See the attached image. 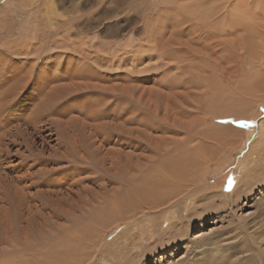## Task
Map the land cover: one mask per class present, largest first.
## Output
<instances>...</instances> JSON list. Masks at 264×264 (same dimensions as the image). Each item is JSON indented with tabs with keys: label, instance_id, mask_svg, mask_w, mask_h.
I'll use <instances>...</instances> for the list:
<instances>
[{
	"label": "rangeland",
	"instance_id": "374dc122",
	"mask_svg": "<svg viewBox=\"0 0 264 264\" xmlns=\"http://www.w3.org/2000/svg\"><path fill=\"white\" fill-rule=\"evenodd\" d=\"M0 264H264V0H0Z\"/></svg>",
	"mask_w": 264,
	"mask_h": 264
},
{
	"label": "bare ground",
	"instance_id": "6f19581e",
	"mask_svg": "<svg viewBox=\"0 0 264 264\" xmlns=\"http://www.w3.org/2000/svg\"><path fill=\"white\" fill-rule=\"evenodd\" d=\"M194 135V134H193ZM216 136H218L217 134H216ZM221 138L223 137V135H221L220 136ZM229 137H230V134H226L225 135V138H228L229 139ZM219 138V137H218ZM181 154V153H180ZM179 157V156H178ZM174 159V158H173ZM176 159V158H175ZM181 159V158H180ZM176 160H178V159H176ZM187 160V159H186ZM183 161H185V160H183ZM182 160H180V161H177L178 163H173L172 165H171V168H169L168 166H167V169H163L161 172H160V174L161 173H163V176H159L158 177V179H156V180H154V182H153V184H151V185H149L148 183H146L148 186L147 187H136L135 186V188L136 189H138V191L139 192H142L144 195H146L147 194V197H151L150 195V190H152L153 188H158L159 189V187H162L164 184H165V182H167L168 180L170 181V182H174V181H176V180H180L181 178H183V179H187V181H184V180H180L181 181V186H182V188L183 189H181V190H176V191H173V192H171L172 194H171V196H158V198L160 199V200H162V204H158L157 203V205H156V207H154V208H145L143 211H139V213H137V214H135V215H132V216H130V217H126V218H124L123 219V221L122 222H126V221H130V220H133L134 219V217H136L138 214H140V213H143L142 215H146V217H147V219H149V217H152V214H150V213H148V211H157V210H159V208L160 207H164V206H167V205H170L173 201H175V199L177 198V197H180V195H184L187 191H188V189H187V187L189 188V186L191 185V184H195V183H197L196 181V179H189L190 177H189V175H187V172H188V170L190 169V167L192 168V166H193V163L191 162V161H187L186 163L185 162H183ZM167 165V164H166ZM190 171V170H189ZM203 172H205V171H203ZM190 175L192 174V173H189ZM165 177H168L167 178V180L165 181ZM203 177V176H202ZM172 178H174L175 180H171ZM243 182H244V180H242ZM246 182V181H245ZM186 184V185H185ZM159 186V187H158ZM184 187H186V188H184ZM241 187V186H240ZM205 190V189H204ZM204 190H197L195 193H197V192H203ZM239 191H240V188H236L235 189V194L234 195H238V193H239ZM124 195V194H123ZM215 196V195H214ZM219 196H222V198H223V200L224 201H227V198H226V196L225 195H223V194H219ZM184 197H185V199L187 198V196H185L184 195ZM189 197H191V196H189ZM168 199L167 201H163V200H165V199ZM212 198H214L213 196H212ZM190 200H188V202L190 201H192V199L191 198H189ZM129 202H131V199H129L128 197H118V198H116V200H115V203H114V205H118V208L121 210V208L124 206H126L127 204H129ZM185 202H187V201H184V203ZM182 206H183V204H182ZM182 206H178V207H176V209H174L176 212L177 211H179L181 208H182ZM185 206H186V208H187V204L185 203ZM167 207H169V206H167ZM184 207V206H183ZM168 209V208H167ZM172 211V213H174V211H173V209H170V210H168V211H165L164 213L166 214H169L170 212ZM188 215H189V213H188ZM167 220V219H166ZM152 222V221H151ZM151 222H149V224H151L150 225V227H152L153 225H152V223ZM120 223H117V225H119Z\"/></svg>",
	"mask_w": 264,
	"mask_h": 264
},
{
	"label": "snow or ice",
	"instance_id": "6c2138e0",
	"mask_svg": "<svg viewBox=\"0 0 264 264\" xmlns=\"http://www.w3.org/2000/svg\"><path fill=\"white\" fill-rule=\"evenodd\" d=\"M240 126L241 127H244V126H246V124H244L243 122H241Z\"/></svg>",
	"mask_w": 264,
	"mask_h": 264
}]
</instances>
